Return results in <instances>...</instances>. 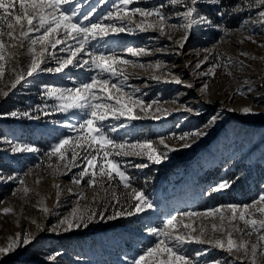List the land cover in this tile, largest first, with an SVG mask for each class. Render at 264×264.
Returning a JSON list of instances; mask_svg holds the SVG:
<instances>
[{"label":"rangeland","instance_id":"rangeland-1","mask_svg":"<svg viewBox=\"0 0 264 264\" xmlns=\"http://www.w3.org/2000/svg\"><path fill=\"white\" fill-rule=\"evenodd\" d=\"M119 0H106L99 4L98 0H90L89 8H97L96 16H104L113 9V4ZM167 0H135L128 9L136 7L152 8L155 5L166 3ZM225 5L238 4L248 9H259V0H224ZM18 7V4H17ZM202 13H206L214 24H221L216 16L217 9L204 3L197 5ZM181 11L180 7H166L165 12L172 15L169 25L166 26V35L160 36L158 29L141 31L133 26L131 32L110 34L106 42H102L101 50H112L118 53L121 60L128 63L117 65L118 70L128 74V84L141 89L134 99L143 100L145 105L152 104L147 111L136 107L133 115L140 117L131 120L127 116L119 118L109 115L103 123L104 130L116 144L136 143L137 141H152L153 147L163 150L159 144L161 136L166 138V143L177 148L168 153V159L159 165L148 161L147 155L115 157L122 165V170L131 177L129 188H124L119 179L109 181L99 180L95 186L89 187L87 177L81 184L73 182L72 177L78 176L79 171L86 163L84 155L95 154L97 145L89 148L87 130L74 131L73 128L64 127L66 116L56 110L60 103L55 99H47L41 94V85L58 86L65 88L78 87L82 82H90L91 75H96L97 80L109 79L108 91L102 90L101 85H96L95 95L98 97L92 103L101 106L108 104L118 107L116 100L127 97L113 89L111 84L120 86L121 77L110 76L107 73L80 72L79 69H66L64 73L40 72L38 75H26L29 66V51L15 48L6 49L4 63V76L0 78V114H10L13 111L21 113L32 111L40 119L13 118L10 115L0 118V138L10 141H19L22 144L34 145L39 151L36 153L11 152L9 143H0V175L5 179L16 173L23 176L24 185L18 181L0 179V246H6L10 237L16 233L29 232L35 237L34 242L27 247L18 248L0 259V264H128L132 258L142 254L141 250L154 246L163 236L157 237L149 234V228H162L163 221L177 215L180 225L192 224L196 232L192 235H201L205 241L227 239V231L231 227L229 218L232 212L228 204H252L264 193V28L257 27L255 33L252 25L240 29V21L248 17V12L231 19L225 17L227 28L219 32L215 28L194 26L191 35L183 48L177 42L185 35V30L179 27L182 20L176 18L175 13ZM252 20H257V13L252 12ZM135 23H141L140 17H133ZM118 26H119V22ZM146 23H153L149 18ZM178 27L173 28L170 25ZM145 25L141 23V28ZM171 36V40L167 37ZM248 36L258 43L247 39ZM62 38L63 37H59ZM8 41V38H4ZM27 43V42H26ZM68 43H72L68 38ZM59 47L55 50L57 57H66L67 53H60ZM128 48L145 49V53L132 56ZM40 52L41 47L36 46ZM246 52L248 55L242 56ZM11 53V55H9ZM53 49L49 46L45 52L48 59L42 67L55 68L57 64L50 57ZM208 58V62L197 69L195 65ZM225 58L232 61H243V70L237 64L225 67ZM17 63V71L13 72ZM157 63L160 67L157 68ZM219 63L215 68L214 76H203L209 68ZM24 74L25 79L16 86L11 87V82L17 74ZM231 73V74H229ZM69 76L74 77L69 79ZM180 77L183 83H192L194 88H186L183 84H176L173 77ZM154 77H160L159 80ZM208 84L207 91L202 93L200 87ZM251 87L252 91L248 92ZM131 91V88H125ZM8 95L5 96L4 93ZM146 93V95L144 94ZM243 93V94H242ZM74 94V93H73ZM86 95V93H85ZM155 101V103H153ZM47 105V115L36 112V108L43 109ZM159 106L165 112H156ZM244 106L252 107L259 115H242L240 109ZM191 109V111H189ZM234 109L235 111H228ZM200 114L197 115L196 113ZM220 114L216 124L207 129L208 135L199 138L190 148H180L184 142L191 143V139L180 141L184 133L191 134L197 129H202L210 117ZM160 116L161 119H155ZM83 122L82 120L80 121ZM72 123L79 129V123L73 118ZM123 125V127H121ZM115 128V131H111ZM174 134V137L172 136ZM72 137L71 150H74L80 159V167H73L68 171L57 156H49L51 147L61 138ZM69 147V146H66ZM110 146H106L108 150ZM139 151V150H138ZM145 153L148 149L143 150ZM100 155H103L101 150ZM70 158V152L68 157ZM147 164L146 168H137L134 165ZM126 165V166H125ZM27 173V175H25ZM67 173V174H64ZM239 179L232 187L222 193L205 195L209 186L224 179ZM198 179H201L202 182ZM39 180V183H37ZM197 180V186L191 187V181ZM59 187H56V186ZM30 191L27 195L23 187ZM16 190V194L13 191ZM133 190H142L152 199L156 207L134 216H123L107 222L92 223L88 228H81L70 232H60L59 235L50 231L53 225L73 212L99 209L101 203L107 202L115 208L127 207L136 201L132 199ZM59 192V196L57 193ZM83 193V196L78 194ZM119 199V204L116 200ZM261 206H264L262 204ZM12 208L13 212L4 214L2 209ZM46 207L48 212L41 209ZM221 208V212L212 215H203L209 209ZM110 207L106 215L112 214ZM196 212L201 215L195 217H182L179 213ZM239 212V210H237ZM221 214L225 217L222 221ZM260 217L257 215L256 217ZM243 229L245 225L239 221L232 222ZM38 225L43 227L40 230ZM213 225L216 226L215 230ZM172 231V230H170ZM190 229H184L185 233ZM174 234H179L175 233ZM233 239L239 241L241 234L233 232ZM251 244L258 242V236H243ZM184 249L188 255L207 250V255L200 258V264H209L222 260L224 264H241L240 256L235 250L229 254L214 244H186ZM56 255L54 260L47 259ZM128 257V261L125 260ZM244 264H248L245 260ZM257 264H262L257 257Z\"/></svg>","mask_w":264,"mask_h":264},{"label":"snow or ice","instance_id":"snow-or-ice-1","mask_svg":"<svg viewBox=\"0 0 264 264\" xmlns=\"http://www.w3.org/2000/svg\"><path fill=\"white\" fill-rule=\"evenodd\" d=\"M106 0H98L99 4L105 3ZM135 0H119L117 4H113V9L106 13L104 16H96L97 8L95 6L88 7L90 0H0V78L4 76V61L6 59V49L15 48L17 45L21 49H27L30 53L29 66L26 75L32 77L33 75H38L40 72L48 73H64L66 69L70 67L72 69H79L80 72L87 74V72H98L107 73L110 76L121 77L120 86L117 84H111L113 89H117L118 93H122L124 97H127V102L123 98H118L116 100V105L118 107H112L108 104L101 106L98 103H92L90 101L98 100L95 95L96 85L99 83L103 91H108L109 79L97 80L96 75H91L88 77L90 82H82L78 87L65 88L50 85H41V94L47 99H55L60 103L57 105L56 110L61 113L68 114L66 116V123L63 124L64 127L73 128L74 131L87 130L88 140L90 143L87 145L92 148L93 145L98 147L94 150L95 154L83 156V160L86 162L84 166L77 175L72 177L73 182L76 184H81L87 177V184L89 187L95 186L99 180H115L119 179V182L124 188H129L131 184V177L126 174L125 170H122L121 163L112 158L115 157H128V156H141L147 155L149 162L155 165L161 164L163 161L168 159V153L176 151L177 148L170 146L166 143V138L161 136L159 138V144L163 146V150H158L153 147L152 141H137L136 143H121L116 144V142L106 134L103 123L107 120L109 115L119 118L122 116H127L131 120L139 119L133 115V111L136 107H140L141 111H147L152 107V104L145 105L143 100L134 99L136 93H140L141 89L132 87L128 84L129 76L122 69L118 70L117 65L121 63H128L127 60H121L118 53L112 50H101L99 45L102 42H106V38L110 34H117L122 32H131L132 27H125L124 25L133 26L141 31L151 29H158L160 36L166 35V26L173 18L171 14L165 12L166 7H180L181 11L175 13L176 18L183 21L179 27L185 30V35L177 42L179 48H183L184 44L188 41L191 35V29L194 26L215 28L219 32H224L227 28L225 23V17L228 19L234 16H239L245 12H248V17L240 21L239 28L246 29L249 25H252V31L255 33L257 27V21L259 26L264 28V0H259V9L253 8L248 9L244 6H239L238 4L225 5L224 0H167L166 3H161L155 5L152 8L136 7L129 10L128 6L134 3ZM204 3L209 7H215L217 9L216 16L221 21V24H214L212 19L206 14L202 13L197 5ZM18 4V7H17ZM257 13V20H252L251 13ZM139 16L141 23L145 25L141 28V23H135L133 17ZM149 18L153 19V23H146ZM119 22V26L118 23ZM173 28L178 27L175 24L170 25ZM63 37L59 38V37ZM5 37L8 41H5ZM68 38H71L72 43H68ZM171 40V36L167 37ZM247 39L251 40L253 43H258L252 36H248ZM27 42V43H26ZM41 47V51H36V46ZM49 46L53 49V55L50 57L54 60L57 66L52 67H42L46 65L49 61L45 58V52L48 50ZM59 47L60 53H67L66 57H57L54 53ZM264 46V45H262ZM127 51L131 53L132 56H138L145 53L144 48L139 50L134 48H128ZM11 55V53H9ZM242 56H247L248 53L242 52ZM208 62V58L205 57L204 60L198 62L195 67L197 69L201 68L203 64ZM13 72L17 71V63L13 62ZM232 64H237L241 70L245 67L243 61H232L231 58H225V67ZM219 63L212 65L207 72L202 73L203 76H214L215 68L219 67ZM157 68L160 64L157 63ZM231 74V73H229ZM25 79L24 74H17L15 79L11 82V87L14 89L22 80ZM69 79L74 77L69 76ZM154 79L159 80L160 77H154ZM176 84H183L186 88H194L195 85L192 83H183L180 77H173L172 81ZM261 86H264L262 84ZM125 88H131V91H125ZM208 84L205 82L201 85L200 91L202 93L206 92ZM252 88H248V92H251ZM74 93V94H73ZM86 93V95H85ZM146 95V93H144ZM243 94V93H242ZM5 96L8 95L7 92L4 93ZM155 103V101L153 102ZM156 112H165L159 106L156 107ZM36 112L42 115H47V105L43 109L37 107ZM191 111V109H189ZM228 111H235L234 109H228ZM242 115H259L260 113L255 112V110L250 106H244L240 110ZM197 115L200 113L197 112ZM10 115L13 118H27L29 120L40 119L41 117L35 115L32 111H25L23 113L19 111H13L10 114H0V118H5ZM73 118L79 123V129H76L75 125L72 123ZM155 119H161L160 116H155ZM220 114L213 115L210 117L209 121L203 126L202 129H197L191 134L184 133L179 137H175L180 141H187L191 139V143L184 142L179 145L180 148H190L192 144L196 141L208 135L207 129L213 127L218 119H220ZM83 121L82 123L80 121ZM123 127V125H121ZM111 131H115L112 128ZM174 137V134H172ZM72 137L61 138L57 143H55L48 155L57 156L62 162H65V168L70 171L73 167H80L77 160L80 159L78 154L71 150ZM0 143H9L11 146V152L13 154L18 153H36L39 149L34 145L22 144L19 141H10L7 138H0ZM69 146V147H66ZM106 146H110L108 150ZM148 149L145 153L143 150ZM101 150H103V155L101 156ZM139 150V151H138ZM70 152V158L68 154ZM126 166V165H125ZM137 168H146L147 164L134 165ZM67 174V173H64ZM27 175V173H25ZM0 179H5L0 175ZM239 179L235 177L234 179H224L215 184L209 186L205 195H212L214 193H222L232 187V185ZM7 181H18L20 185H24L25 181L23 176L16 173L6 177ZM39 183V180H37ZM56 187H59L58 185ZM30 189L25 186L23 187V192L25 195L29 193ZM16 194V190L13 191ZM83 196V193L78 194ZM59 196V192L57 193ZM136 202L127 207L115 208L107 202L101 203L99 209L89 208L87 211H78L73 209V212L62 217L57 224L53 225L50 231L56 233L60 232H70L74 230H79L81 228H88L92 223L107 222L110 220L117 219L123 216H134L144 213L148 209H153L156 207L155 202L144 194L142 190H133V196ZM119 204V199L116 200ZM264 193L260 195L257 201H253L252 204H245L243 206L238 204H228L226 206L231 210L232 216L229 218V224L231 227L227 231V239H217L215 241H205L201 238L204 229H200L201 235H192L196 232L192 224L180 225L177 221V215H173L163 221L162 228H149L146 231L157 237L163 236L164 239L158 240L154 246L146 247L141 250L140 255L132 258L128 261V257L125 260L128 264H200V258L207 255V250L203 252L197 251L192 256L188 255L184 249V245L196 243V244H214L215 247L227 251L229 254L235 250L240 253V256L234 257L233 259H239L241 264L247 260L248 264H257V257L259 256L264 264ZM113 208L112 214L106 215L109 209ZM43 212L47 213L48 209L43 207L41 209ZM239 210V212L237 211ZM4 214L13 212L12 208L5 207L2 209ZM221 212V208L217 207L215 209H209L203 215H212L214 213ZM182 217H195L201 215L196 212H183L179 213ZM260 218H254L256 216ZM243 222L245 227L243 229L239 228L233 221L237 220ZM220 219L223 221L225 217L221 214ZM41 231L43 227L38 225ZM216 226L213 225L215 230ZM184 229H190L188 233L184 232ZM172 230V231H170ZM179 233V234H174ZM233 232L241 234L239 241L233 239ZM256 233L258 236V242L251 244L249 248V243L247 240L243 239V236H251ZM35 237L27 231L23 233H16L14 237L9 238V242L6 246H0V259L4 256L15 252L18 248L27 247L34 242ZM55 255H50L47 257L49 261L54 260ZM209 264H224L222 260L215 262H209Z\"/></svg>","mask_w":264,"mask_h":264},{"label":"bare ground","instance_id":"bare-ground-1","mask_svg":"<svg viewBox=\"0 0 264 264\" xmlns=\"http://www.w3.org/2000/svg\"><path fill=\"white\" fill-rule=\"evenodd\" d=\"M198 180H200L201 182H202V180L201 179H198ZM197 180H192L191 181V187H194V186H197L198 185V182H196Z\"/></svg>","mask_w":264,"mask_h":264}]
</instances>
